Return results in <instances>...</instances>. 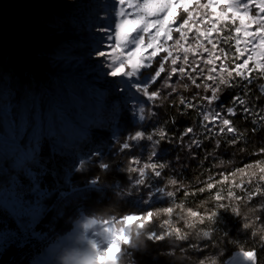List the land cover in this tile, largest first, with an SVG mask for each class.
<instances>
[{"label":"snow or ice","instance_id":"snow-or-ice-1","mask_svg":"<svg viewBox=\"0 0 264 264\" xmlns=\"http://www.w3.org/2000/svg\"><path fill=\"white\" fill-rule=\"evenodd\" d=\"M105 7L104 23L93 48L99 61L98 78L110 77L117 81L123 107L130 111L134 121L143 123L157 117L155 109L168 102L181 115H188L191 110L199 118V131L192 125L183 128L178 136L170 133L167 124L176 123L172 117L151 131L141 128L126 141L121 140L117 130L122 107L119 103L109 105L105 94L99 93L96 110L89 117L92 122L81 138L70 150L54 149V133L42 132L35 109L30 115L24 107H12L11 145L7 151L0 145V264H9L3 259L9 253L13 256L18 253L23 260L33 251L47 256L46 264H56L55 254L68 245L58 225L72 198L90 197L101 184V177L97 175L79 184L74 182L73 175L86 171L93 161L105 173L110 169L100 159L103 153L99 149L84 153L78 148L97 133L110 130L112 143L120 153L131 152L136 143L145 139L153 145L145 160L129 157L127 171L138 169V184L143 185L149 178L163 177L167 166L157 158L164 143H179L192 151L201 148L205 141L215 140L213 152H205L204 159H207L219 148L218 137H231L229 143H239L246 134L239 130L236 116L250 121L253 133L264 130V103H259L264 98V0H111ZM58 24L59 21L55 26ZM2 54L0 31V62ZM154 62L158 64L154 72L142 76L143 70L152 68ZM257 81L262 82L256 85V103H249L253 93L249 85ZM158 82L160 87H155ZM230 88L239 91L227 105L218 108L221 94ZM185 92L190 95H184ZM174 93L176 99L172 98ZM104 111L111 113L107 120L102 115ZM256 153L260 159L254 163L236 169L235 173H220L216 179L210 175L208 182L191 191L156 187L144 203L149 204L162 192L171 199H179L180 191H184L185 200L215 192L218 208L225 207V192L217 190V184H226L230 177H244L253 169L264 173V146ZM45 177L54 178V185L45 186ZM259 179L264 180V176ZM235 187L240 191L228 188L227 197L248 204L251 217L245 216L244 228L252 230L258 240H264L261 215L264 183L243 188L237 183ZM254 198L261 203L260 209L255 207L256 203H250ZM231 210L239 214L235 205ZM163 211L172 213L173 209ZM189 215L198 218L200 213L189 210ZM152 218L153 212L147 210L139 216L128 215L122 219L125 224H147ZM174 230L179 232V228ZM109 231L108 247L95 252L98 264H113L120 245L128 242L123 229ZM165 238L160 232H152L149 242L159 244ZM239 247L238 262L264 264V253L260 251L264 243L259 249L256 245ZM194 250L199 251V246H194ZM11 264L20 262L12 260Z\"/></svg>","mask_w":264,"mask_h":264},{"label":"trees","instance_id":"trees-1","mask_svg":"<svg viewBox=\"0 0 264 264\" xmlns=\"http://www.w3.org/2000/svg\"><path fill=\"white\" fill-rule=\"evenodd\" d=\"M7 1L18 3L19 0ZM34 15L39 14L34 13ZM51 16L54 17L53 14ZM6 27L4 20L0 18V31L7 32L9 35L10 30ZM57 27L67 37H74L75 42L72 43L75 44L77 53L83 54L82 47L76 39L79 31L86 34L85 12L83 16L76 15L75 22L67 18L62 19ZM10 35V41L14 44L16 52L13 65L18 68L20 73L28 77L38 76L39 66L33 65L30 60V50L33 45ZM157 66L158 64L154 62L153 67L146 71L152 73ZM259 82L262 81L249 85L253 89L249 103H256V85ZM42 83L44 82L39 79L36 85L41 86ZM155 87H160V83L158 82ZM181 91L183 92L182 89ZM194 91L196 90L194 89ZM238 91L237 88L224 91L217 102V107L227 105ZM184 95L190 94L185 92ZM172 98H177L175 93ZM259 103H264V98ZM23 107L29 111L30 115L32 114L33 106L30 101ZM155 111L158 114L157 117L138 123L132 119L129 111L123 110L117 131L120 139L126 141L129 135H134L141 128L146 132L151 131L172 117H175L176 123L174 125L167 124L170 133H175L178 136L183 128L192 125H196L197 131H199V118L191 110L188 115H181L170 103L165 102L164 107L156 108ZM108 115L107 113V118ZM234 119L239 130L246 133L239 143H229L228 140L232 139L231 137L227 139L218 137L220 146L207 159H204L205 152H213L215 140L205 141L201 148L192 151H189L186 145L164 143L160 146V156L157 159L166 164V171L162 178H149L143 185L138 184V169L135 172L127 171L129 157L134 156L145 160L151 153L153 145L145 139L136 143L131 152L120 153L116 150L117 145L110 139L109 146L102 148L103 156L100 157L110 165V169L105 173L98 169L96 162L93 161L87 166L86 171L73 175V180L77 184L93 175L101 177V184L90 197L72 198L58 227L66 233L74 228L83 215L102 221L110 218H123L126 214L139 216L145 211L151 210L153 218L150 223H132L131 240L123 245L118 264H226L235 251H240V245H256L259 249L264 240H258V237L253 236L252 230L244 228V223L247 222L245 216L251 217L248 204L244 200H232L226 195L228 188L240 191L235 187L237 183L241 188L245 185L253 186L264 183V180L259 179L264 176V173L258 170L253 169L244 177H230L226 184H217V190L225 192L223 198L225 207L222 208H218L219 202L216 200L215 192L211 196L205 193L187 200L184 199V191H180L179 199H171L162 192L149 204L144 203L149 199V192L154 191L156 187L166 186L167 191H179L180 189L191 191L194 187H201L208 182L210 175L216 179L220 173H235L236 169L243 168L260 159L256 152L264 146V130L253 133L250 121L241 119L239 115ZM97 135V141H103L100 138H104V133L100 132ZM87 147L91 148L90 145ZM47 151L48 149L45 148L46 154ZM201 160H203V164H201ZM170 181L178 183L173 184ZM250 203H256L257 209L261 207L258 198H254ZM233 205L238 208L239 214L231 210ZM165 208H172V213H165L163 211ZM189 210L198 211L200 216L198 218L190 216ZM261 215L264 218V213ZM116 221L121 223V220ZM176 228H179V232L174 230ZM152 232H160L166 237L165 240L159 244L150 243L149 237ZM194 246H199L200 250H194ZM260 251L264 253V249H260ZM34 252L36 251L26 254L23 260H20L18 253L16 256L9 253L3 259L9 261V264L12 260H17L20 264H29Z\"/></svg>","mask_w":264,"mask_h":264},{"label":"rangeland","instance_id":"rangeland-1","mask_svg":"<svg viewBox=\"0 0 264 264\" xmlns=\"http://www.w3.org/2000/svg\"><path fill=\"white\" fill-rule=\"evenodd\" d=\"M110 2L111 0H19L18 3H14L0 0V18L10 30L9 35L33 45L30 60L33 65L39 66L38 76L28 77L20 73L13 65L16 57L14 44L10 41L8 33L2 32L0 145L5 151L10 148V133L14 130L10 110L14 106L23 107L29 101L36 111L42 132L45 135L49 131L54 133L52 138L54 149L70 150L72 144L81 138L84 129L92 122L89 117L96 110L99 93L105 94L104 98L109 105L116 103L121 105L119 118L123 110L128 111L123 107V100L117 91L120 87L117 81L110 77L98 78L99 61L93 54L98 30L103 26L106 16L105 6ZM84 12L86 34L79 31L76 39L82 47L81 54L77 53L76 46L72 43L75 42L74 37L69 38L62 34L61 29L55 25L56 20L60 22L64 18L75 22L76 15L83 16ZM34 13L39 15L35 16ZM83 48L86 51H83ZM146 70L148 69L143 70L142 76L152 74ZM39 79L44 82L41 86L36 85ZM102 115L107 120L111 113L104 111ZM102 132L105 136L100 140L103 141H97L96 135L86 145L80 146L79 150L88 153L99 149L102 152V148L109 146L112 135L110 130ZM62 175L61 173V178ZM44 184L53 186L54 178L45 177ZM128 215L135 214L125 216ZM116 220H121V223ZM89 221L93 223L89 224ZM110 229H123L130 242L132 223L125 224L122 218L100 221L83 215L74 228L65 233L68 245L57 252L61 261L57 262L59 259L55 258L56 264H98L95 252H102L108 247ZM127 243L120 245L113 264H118L122 247ZM239 252L235 251L226 264H247L246 261L238 262ZM47 259L42 252H34L29 264H45Z\"/></svg>","mask_w":264,"mask_h":264},{"label":"clouds","instance_id":"clouds-1","mask_svg":"<svg viewBox=\"0 0 264 264\" xmlns=\"http://www.w3.org/2000/svg\"><path fill=\"white\" fill-rule=\"evenodd\" d=\"M205 235H207V233H205Z\"/></svg>","mask_w":264,"mask_h":264}]
</instances>
